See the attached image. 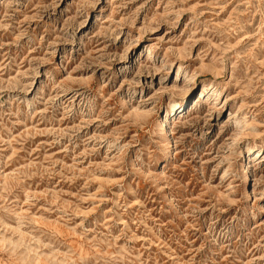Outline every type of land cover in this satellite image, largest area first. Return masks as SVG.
I'll list each match as a JSON object with an SVG mask.
<instances>
[{"label": "rangeland", "instance_id": "374dc122", "mask_svg": "<svg viewBox=\"0 0 264 264\" xmlns=\"http://www.w3.org/2000/svg\"><path fill=\"white\" fill-rule=\"evenodd\" d=\"M0 264H264V0H0Z\"/></svg>", "mask_w": 264, "mask_h": 264}]
</instances>
